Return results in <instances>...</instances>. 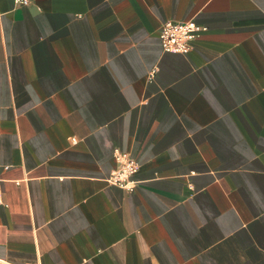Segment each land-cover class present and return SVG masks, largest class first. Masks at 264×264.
I'll return each mask as SVG.
<instances>
[{
  "label": "crops",
  "instance_id": "crops-1",
  "mask_svg": "<svg viewBox=\"0 0 264 264\" xmlns=\"http://www.w3.org/2000/svg\"><path fill=\"white\" fill-rule=\"evenodd\" d=\"M0 178L4 264H264V0H0Z\"/></svg>",
  "mask_w": 264,
  "mask_h": 264
},
{
  "label": "built area",
  "instance_id": "built-area-1",
  "mask_svg": "<svg viewBox=\"0 0 264 264\" xmlns=\"http://www.w3.org/2000/svg\"><path fill=\"white\" fill-rule=\"evenodd\" d=\"M14 1L20 6H25L32 2V0ZM203 29L204 27H201L191 21H165L159 28L158 36L161 40L164 51L186 53L191 48L192 40ZM153 72L154 71L151 73ZM113 157L115 166L105 178L106 182L125 190H132L136 185V181L132 178V176L139 169L138 162L128 152L120 151L117 148L113 151Z\"/></svg>",
  "mask_w": 264,
  "mask_h": 264
},
{
  "label": "rangeland",
  "instance_id": "rangeland-1",
  "mask_svg": "<svg viewBox=\"0 0 264 264\" xmlns=\"http://www.w3.org/2000/svg\"><path fill=\"white\" fill-rule=\"evenodd\" d=\"M0 264H4V263L0 262Z\"/></svg>",
  "mask_w": 264,
  "mask_h": 264
}]
</instances>
